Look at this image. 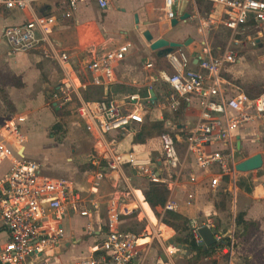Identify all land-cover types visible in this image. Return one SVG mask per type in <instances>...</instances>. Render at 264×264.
<instances>
[{
    "label": "built area",
    "instance_id": "2783aa9c",
    "mask_svg": "<svg viewBox=\"0 0 264 264\" xmlns=\"http://www.w3.org/2000/svg\"><path fill=\"white\" fill-rule=\"evenodd\" d=\"M61 1L65 6L54 11L60 7L59 0H0V11L17 9L26 15L24 22L7 24L2 29L14 53L31 52L40 42H50L60 16L70 18L82 5L92 1L101 9L109 8L113 2ZM164 1L165 17L172 21L176 17L175 0ZM207 1L220 7L223 14L220 22L233 33L251 19L264 22V0ZM40 2L53 3V12H40L36 7ZM206 21L201 20V27L212 22ZM253 44L256 45V41ZM131 48L130 43L123 44L87 63L88 81L78 76L69 54H57L53 50L63 71L62 92L56 93L55 98L65 103L78 98L81 121L104 149L100 155L92 156L96 170L90 174L88 191L78 188L73 179L45 173L41 162L23 154L21 125L26 116L17 115L0 126L1 264H173V256L179 249L164 233L166 213L180 212L183 204L196 205L203 189L209 193L236 185L240 172L236 169L235 157L240 149L235 131L241 125L254 122L260 123L264 130V94L251 97L239 86L230 94L224 87L223 70L237 61L238 53L231 45L221 55H214L208 45L196 54L183 48L169 53L167 58L173 72L167 82L171 91L162 101L151 96L143 98L140 93L129 95L126 104L112 97L82 98L80 90L87 83L104 86L115 79V68ZM161 108L172 113L184 111L194 117L195 122L181 128L176 124L172 131L160 135L159 163L153 162L152 150L144 145H136L131 150L120 149L117 134L137 131L152 109H160L163 119ZM126 168L166 185L169 195L165 204L154 209L145 195L141 200L130 183ZM110 173L121 177L129 191L128 195L107 200L106 228L97 229L93 219L103 206L101 185ZM129 196L134 201H130ZM145 204L153 212L154 220ZM73 215L91 219L84 227L90 250L88 254L62 262L58 256L60 252L53 249H60L66 236L65 221ZM132 221L135 225L127 226ZM203 226L215 232L216 253L231 255L236 239L234 235L227 237L220 232L210 213L189 218V232L194 240L199 245L203 241L200 234ZM93 237L100 240L93 243L90 240Z\"/></svg>",
    "mask_w": 264,
    "mask_h": 264
},
{
    "label": "crops",
    "instance_id": "0c3cea01",
    "mask_svg": "<svg viewBox=\"0 0 264 264\" xmlns=\"http://www.w3.org/2000/svg\"><path fill=\"white\" fill-rule=\"evenodd\" d=\"M201 1H203L204 4L212 6L208 17L212 21L211 23L215 25L213 29L223 28L228 34L226 44L222 47H218L217 51L211 47L207 40L199 41L198 43L201 45L200 48L194 49L197 43L198 25L197 23L193 25L190 21L200 14L197 0H175L174 9L176 11V16H181L185 13L190 14L187 20H181L175 26L172 25V21L167 20L165 17L164 0H113L110 7L107 9H101L95 1H92L82 5L70 18L60 16L57 25L51 33L50 42L42 41L35 50L27 53H14L9 48V45L8 49H5L3 47V41L6 44L7 42L2 34L4 25L24 22L26 20L25 13L17 9L6 12L5 10L0 11V58H7L9 69L18 76L17 84L8 93L12 98L9 97L10 99H8L10 106L14 110H16V106L22 108V106L24 107L26 105V109H28L27 107L37 104L40 107L45 103L47 96L50 95L52 98V105L59 111L62 107L60 106V101L55 98V94L62 92L61 79L63 77V71L54 51L57 54L62 52L69 54L78 76L88 81L90 72L86 64L94 58L114 51L119 47H115L111 50L105 33H115V38L120 41V46L130 43L132 45L131 51L127 53L126 58L115 68V79L112 82L104 86H95L87 83L85 87L81 88L80 94L82 98H85L84 94L87 93L86 99L112 97L120 104H126V102H128L127 97L133 93H140L143 98L151 96L152 99L156 101H162L171 91L167 78L172 74L173 67L169 63L167 56L162 58L158 57L151 48H144L146 46L144 44L149 43L143 35L146 29H149L155 38L165 37L173 41L184 42L191 37L193 39L190 43L191 46L189 45L186 49L194 54L202 51L206 45L210 47L214 55H221L229 45L238 53L237 44L244 43L240 41L242 38L239 37L253 30H256L258 34L262 35L264 22L260 23L255 19L249 20L239 31L233 33L231 29L220 22V19L223 17L220 7L207 0ZM65 4L64 1L59 0L58 5H60V7L58 10L54 11H59ZM190 5L195 10H191ZM36 7L43 13L53 12L54 9V5L51 2H40L37 3ZM136 14L139 17L138 24L135 21ZM259 41L258 39V42ZM240 60L241 57L238 55L235 63ZM165 61L168 67L167 65H163ZM235 63L227 65L223 70V76L226 80L224 87L230 94L235 93L237 91V86H239L234 81L226 79V74ZM148 64H152V67H149ZM195 68H197L196 65ZM241 89L251 97L260 95H251L244 88ZM14 95L19 96L21 99L15 100L13 97ZM89 96H91V98H89ZM185 116L186 118L184 121L173 123V126L177 124L179 128H181L185 125L191 126L195 122L194 117L188 116L187 113H185ZM152 118L154 117L152 116ZM157 118L163 120L160 117H156V119ZM25 123L26 120L22 123L21 129L24 137L23 154L27 156V146L25 142L27 141L28 135L39 130L43 131V134L47 136L48 132L45 125L37 126L31 132L25 131ZM140 127L133 133L125 134V136H127L125 138L127 139L126 143H124L123 140V147L125 150H131L136 145H144L151 150L155 149L160 151L161 143L159 138L154 140L150 146L146 144H135L133 142L134 134L139 131ZM55 128L57 130L60 129L57 122L54 123L52 129ZM88 134L91 135L89 132ZM119 134L121 133H118L117 136ZM52 136L55 138L53 133ZM129 137L131 138L129 139ZM91 138L94 139L92 135ZM235 139L237 143L238 140H241V146H238L240 151L235 157L236 162L239 163L240 155L245 149L247 141L252 140L261 143V141H264V130L258 122L244 124L235 131ZM53 140L52 142L54 145H60L61 149L71 150V152L68 151L67 154H65L66 161L69 163L66 162L67 164L63 165L61 164L62 162L52 163L47 160L51 163L52 167L51 171H47L45 169V161L41 160V162L37 160L42 163L43 171L51 176L66 174L68 176L67 178L74 180L78 188L83 191H88L90 174L96 170V167L91 162L92 157L89 161L87 159L86 163L87 166H92V169H87L82 177H80V175H78L79 168L73 163L74 159L78 158L79 152H77V148L70 147L67 144H57ZM73 153H76L75 157H73ZM69 154H71L72 157H68L70 156ZM257 170L258 169L251 172ZM126 174L130 177V183L137 192V195L143 200V191L133 183L137 176V172L133 169L126 168ZM199 174H203V172L199 171ZM108 181H112L114 187V190L110 192V196L104 194ZM121 181L124 182L125 190L121 188ZM231 187L232 185H228L223 188L230 189ZM235 187L236 188L233 189L235 204L232 217L226 215V208H219L214 201L209 199L206 189L201 191L196 205H182L185 209L184 211L180 209L179 213L189 218L195 216L204 217L205 214L210 213L213 215L216 228L220 232L224 233L227 237L234 235L236 242L232 254L223 255L228 258L227 264H264V175L259 176L255 174L252 177V186L249 190L238 186ZM128 191V184L114 173H110L102 182L100 197L103 201V206L101 210L95 214L93 219L97 229L106 228L105 209L107 200L113 196L119 197L128 195ZM128 199L134 201L132 196H129ZM241 213L243 214V222L237 225L236 217ZM70 218L71 217L65 221L66 236L60 245V249H53L54 252H60L58 256L62 262H67L74 256H79V253H84L83 250L79 248V246L84 243L88 245V252L90 250V243L86 240L84 231H82V235L79 233L78 235L75 233L72 234V219L74 218ZM79 218L84 219L83 217ZM189 250H191L190 246L186 251L188 252ZM220 256L221 254H217V259H219Z\"/></svg>",
    "mask_w": 264,
    "mask_h": 264
},
{
    "label": "rangeland",
    "instance_id": "374dc122",
    "mask_svg": "<svg viewBox=\"0 0 264 264\" xmlns=\"http://www.w3.org/2000/svg\"><path fill=\"white\" fill-rule=\"evenodd\" d=\"M198 8L200 14L190 22L193 25H198L197 27V43L194 46V49L200 48L199 41L207 40V42L211 45V47L217 51L218 47H222L226 44L228 40V34L225 30L217 29L213 27L214 23H210L207 26L201 27V20L207 22L209 19L208 14L212 9V6L209 4H204L203 1L197 0ZM191 10L193 7L190 5ZM9 11V9H3V11ZM196 14V13H195ZM104 29V28H103ZM117 34V33H116ZM108 43L111 46V50L113 48L120 46V41L115 38V33L107 34L105 33ZM114 38V39H113ZM240 41L244 42L243 44H237L238 55L241 57V60L232 65L229 72L226 74V79L230 81H234L241 88H244L251 95L264 94V29L262 30V35L258 34L256 30L249 31L245 35H243ZM258 39L260 40L258 42ZM256 41V45L253 42ZM146 45L144 48L149 47L150 43L144 44ZM240 45V46H239ZM191 46V45H190ZM3 47L8 49V44L3 41ZM10 48V47H9ZM143 49V48H141ZM140 49V50H141ZM186 49V48H183ZM155 55V54H154ZM7 62V58H0V126L4 125L6 122L12 120L17 115L26 116L25 123V131L31 132L37 126H46L47 136L51 139L53 138L52 133L55 135V138L52 140L57 144H67L70 147H76L78 154V158L74 159V162L78 168V175L82 177L87 169L91 170L92 166H87V159H89L93 155H100L103 152V146L95 142L94 139L91 138V135L88 134V131L81 121L77 108L79 104L78 98H74L70 102H63L60 100V106L62 107L59 111L52 105V98L50 95L47 96L45 103L42 106L33 105L27 107L26 105L22 108L20 106H16V110H14L10 104L8 99L11 98L9 96V91L12 90L17 84L18 76L13 73L9 69ZM163 65H167L166 61ZM173 72V71H172ZM87 96V93L84 94V97ZM10 97V98H9ZM15 100L21 99L19 96H13ZM91 98V96H89ZM12 99V98H11ZM14 101V100H12ZM163 121L165 122L164 131H172L174 129L173 123H178L180 121H184L186 118L184 111L172 113L167 108H161ZM150 115V116H149ZM148 115L146 122H154L160 121V119H156V117H160L161 112L160 109H152L151 113ZM152 116L154 118H152ZM156 119V120H153ZM58 123L60 129H52L54 123ZM141 128V127H140ZM127 131V130H126ZM43 134V131H35L28 135L27 141L25 145L27 146L26 154L28 157H31L35 160H44L45 161V169L52 170L51 163L62 162L61 164L66 165L69 163L66 161V156L68 151L71 152L70 149H61L60 145H54L52 140ZM127 136L125 134H119L117 139L120 140V149L125 150L123 147V140L126 143ZM131 137H129L130 139ZM79 150V151H78ZM262 153L264 156V141L255 142L252 140L247 141L245 149L242 151L240 155V161L256 154ZM72 157L71 154H69ZM89 155V156H88ZM76 156V153H73V157ZM49 160L50 162H48ZM42 162V161H41ZM67 162V163H66ZM85 166V167H84ZM257 174L259 176L264 175V169H258L254 172H240L238 175V179L236 181V185H232L230 189L222 188L217 192H209L208 197L210 200L214 201L219 208L223 207V204L226 208V215L228 217H232L233 208H234V191L235 186L240 185V182H243L247 185V187L252 186V177ZM70 176V174H69ZM55 177H68L66 174L55 176ZM134 185L140 188L142 191L146 188V181L144 179L134 180ZM121 188L125 190L124 182H120ZM245 189V188H244ZM114 190L112 185V181L107 182L106 189L104 194L110 196V192ZM144 193V191H143ZM184 205V204H183ZM147 210L150 213V216L155 219L153 212L150 210L147 205ZM184 211V207L181 208ZM80 216L73 215L70 219H72V234H83L84 227L91 221L88 217L79 218ZM187 217V216H186ZM218 217V216H217ZM189 218V217H188ZM216 218V216H215ZM69 219V220H70ZM218 219V218H217ZM216 219V220H217ZM228 219V218H227ZM229 220V219H228ZM136 222H128L127 226L135 225ZM189 223V222H188ZM166 227L163 226L165 230L164 233L167 235V239L179 240L180 238H184L188 233V224H183L182 220L176 221L172 220L171 224L165 222ZM137 228V227H135ZM138 229V228H137ZM94 242V239H90ZM179 242V241H178ZM181 243V242H180ZM183 244V243H182ZM87 244L84 243L79 246L80 250H83L84 253H79L80 255L88 254ZM90 249V247H89ZM160 254L163 255L161 251ZM189 252L182 253V251L178 250V252L173 256V264H227L228 258L226 256L221 255L219 259H217L216 252L210 258H195V253L189 254ZM185 254L188 256H185Z\"/></svg>",
    "mask_w": 264,
    "mask_h": 264
},
{
    "label": "trees",
    "instance_id": "16d2710c",
    "mask_svg": "<svg viewBox=\"0 0 264 264\" xmlns=\"http://www.w3.org/2000/svg\"><path fill=\"white\" fill-rule=\"evenodd\" d=\"M165 122L163 120L160 121H154L152 123H148L145 121L141 125V128L138 132L134 134L133 142L135 144H146L147 146H150L151 143L158 139L160 135L164 132ZM161 157V153L158 150L152 149V160L155 163H159V158ZM136 172V171H135ZM144 179L146 181V188L143 189L144 195L146 198V201L154 208L158 209V207L165 204L168 195L169 190L166 185L160 184L157 182H153L149 180L147 177H144L137 173V176L135 177V181L138 179ZM239 187L250 189L251 187H247V185L243 182H240ZM227 190V189H226ZM223 208H225V205L223 204ZM165 222L170 223L172 220H182L183 224H188L189 227V218L184 216L182 213L179 212H173L169 211L166 213L164 217ZM243 222V214H239V216L236 217V223L237 225L242 224ZM190 231V230H189ZM179 241L183 244L189 245L191 250L189 254L195 253V258L201 259L203 258H210L214 255L216 251V244L209 246L207 248H204L203 246H200L193 238L192 234L189 232L184 238H180ZM188 251V252H189ZM187 252V251H186ZM185 256H188V254Z\"/></svg>",
    "mask_w": 264,
    "mask_h": 264
},
{
    "label": "water",
    "instance_id": "95a60500",
    "mask_svg": "<svg viewBox=\"0 0 264 264\" xmlns=\"http://www.w3.org/2000/svg\"><path fill=\"white\" fill-rule=\"evenodd\" d=\"M190 17L189 13H185L184 15L181 16H176L172 20V25L175 26L177 25L181 20H187ZM135 21L138 24L139 23V17L136 14L135 15ZM144 37L146 40L150 43V48L156 53L158 57H166L169 53L181 49V48H186L189 47L190 43L193 41L191 37H189L186 41L184 42H179V41H173L170 39H167L165 37H159L155 38L153 33L149 30L146 29L143 32ZM187 50V49H186ZM153 93V92H152ZM238 146H241V140H238ZM264 169V157L262 153H256L236 165V169L239 172H249L253 171L256 169ZM200 234L203 238V241L200 243V246H203L204 248H207L209 246L215 245L217 243V240L215 238V232L212 231L209 227L203 226L200 228ZM171 243H173L180 251L185 252L186 250L189 249V246L186 244H182L178 242L177 240L171 239Z\"/></svg>",
    "mask_w": 264,
    "mask_h": 264
},
{
    "label": "bare ground",
    "instance_id": "6f19581e",
    "mask_svg": "<svg viewBox=\"0 0 264 264\" xmlns=\"http://www.w3.org/2000/svg\"><path fill=\"white\" fill-rule=\"evenodd\" d=\"M142 200V199H141ZM145 206H146V204H145ZM145 209H146V207H145ZM146 211L148 212V210L146 209ZM148 214L150 215V213L148 212ZM151 217V216H150ZM152 218V217H151ZM153 219V218H152ZM154 220V219H153ZM91 239H94V242L93 243H96L97 241H99L100 240V238H98V237H93V238H91Z\"/></svg>",
    "mask_w": 264,
    "mask_h": 264
}]
</instances>
